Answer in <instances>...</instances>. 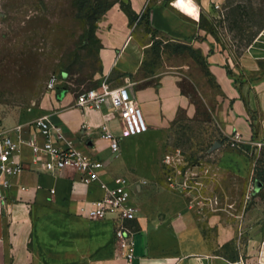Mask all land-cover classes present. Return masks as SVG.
I'll return each mask as SVG.
<instances>
[{"label":"crops","instance_id":"obj_1","mask_svg":"<svg viewBox=\"0 0 264 264\" xmlns=\"http://www.w3.org/2000/svg\"><path fill=\"white\" fill-rule=\"evenodd\" d=\"M226 1L159 2L152 7L151 25L203 51L210 75L224 94L214 109L208 101L211 95L204 97L209 114L204 119L209 121L210 131L212 121L218 124L221 115L225 135L236 127L241 137L248 139L252 133L248 109L253 96L258 109L254 123L264 143V27L252 43L237 52L219 18ZM203 17L214 19L212 31L202 24ZM124 65L132 77L123 82L109 81L129 85L149 125L146 132L121 136L120 119L109 106L82 109L76 105V95L67 92L58 94L49 112H38L28 119L18 114L1 116L0 128L12 129L49 115L62 127L61 146L72 145L102 159L105 180L117 176L130 179L132 202L138 207L133 223L137 228L135 258L129 261L119 256L112 219H90L82 212L91 200L103 196V189L84 184L71 169L46 171L43 161L34 162L32 149L23 144L17 159L24 163V169L11 178L10 186L0 187V264H232L206 238L190 210L188 197L160 182V170L155 165L154 153L164 151L173 126L198 117L199 104L183 88L186 74L148 71L136 61ZM85 125L90 127L86 132ZM102 125L120 137L118 154L103 137ZM31 135L26 128L23 136ZM209 136L214 139L206 152L211 153L216 150V129Z\"/></svg>","mask_w":264,"mask_h":264},{"label":"rangeland","instance_id":"obj_2","mask_svg":"<svg viewBox=\"0 0 264 264\" xmlns=\"http://www.w3.org/2000/svg\"><path fill=\"white\" fill-rule=\"evenodd\" d=\"M172 1L0 0V116L28 119L54 109L59 96L48 87L51 76L75 96L104 79L132 77L124 62H140L148 71H182L183 88L199 104V114L173 126L164 151L154 153L160 182L188 197L220 255L232 264L240 256L253 261L264 236V143L254 123L256 102L251 96L248 139L236 127L225 135L221 115L210 131L204 97L211 95L214 109L224 94L203 51L151 25L152 7ZM224 10L223 32L240 52L264 27V0H227ZM202 24L212 31L215 21L203 17ZM215 129L216 150L209 153Z\"/></svg>","mask_w":264,"mask_h":264},{"label":"built area","instance_id":"obj_3","mask_svg":"<svg viewBox=\"0 0 264 264\" xmlns=\"http://www.w3.org/2000/svg\"><path fill=\"white\" fill-rule=\"evenodd\" d=\"M60 79L51 76L48 87L57 90ZM76 105L82 109L101 110L105 106L118 114L121 123V136L138 135L146 132L149 125L142 108L134 101L129 85H113L104 79L98 86L87 88L76 95ZM0 122L2 118L0 116ZM32 135L23 136L25 129ZM88 125L84 131L89 130ZM103 137L109 142L114 154L120 152V137L107 125L101 126ZM64 139L61 125L53 122L49 115L16 125L12 129L0 128V187L11 185V178L24 169V163L17 159L23 144L34 153V162L43 161L48 172H61L71 169L86 185L97 184L103 189L102 197L91 200L82 212L90 219H112L115 223L114 236L119 256L132 261L135 258L138 207L132 202V182L125 176L111 180L103 179L105 162L93 154H86L75 146H61ZM238 142V139H235ZM235 146L236 143L232 142ZM43 158H45L43 160ZM53 191V190H52ZM235 264H264V236L260 241L256 258L251 261L243 256Z\"/></svg>","mask_w":264,"mask_h":264},{"label":"water","instance_id":"obj_4","mask_svg":"<svg viewBox=\"0 0 264 264\" xmlns=\"http://www.w3.org/2000/svg\"><path fill=\"white\" fill-rule=\"evenodd\" d=\"M57 93H58V94H65V93H66V90H65V89H61V88H59V89L57 90Z\"/></svg>","mask_w":264,"mask_h":264},{"label":"bare ground","instance_id":"obj_5","mask_svg":"<svg viewBox=\"0 0 264 264\" xmlns=\"http://www.w3.org/2000/svg\"><path fill=\"white\" fill-rule=\"evenodd\" d=\"M132 136H134V135H132Z\"/></svg>","mask_w":264,"mask_h":264}]
</instances>
